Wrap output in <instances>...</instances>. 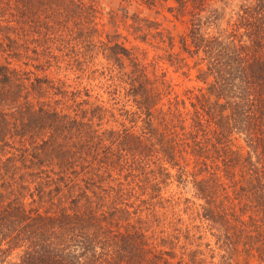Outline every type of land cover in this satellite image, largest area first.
<instances>
[{
  "label": "trees",
  "instance_id": "obj_1",
  "mask_svg": "<svg viewBox=\"0 0 264 264\" xmlns=\"http://www.w3.org/2000/svg\"><path fill=\"white\" fill-rule=\"evenodd\" d=\"M165 1L0 0V264L264 263V0H172L186 21L177 51ZM86 4L113 7L170 63L191 59L198 83L172 92L116 40L110 15L109 96L67 91L82 69L45 46L65 31L92 52L94 14L75 26ZM185 185L199 202L182 221L178 201L192 198L172 196Z\"/></svg>",
  "mask_w": 264,
  "mask_h": 264
},
{
  "label": "rangeland",
  "instance_id": "obj_2",
  "mask_svg": "<svg viewBox=\"0 0 264 264\" xmlns=\"http://www.w3.org/2000/svg\"><path fill=\"white\" fill-rule=\"evenodd\" d=\"M99 0H94L92 2V5L95 6L99 4ZM98 2V3H97ZM158 9L159 11L166 15L169 19L173 20L177 28L173 29V44L172 47H168V50L177 51L179 50V44L177 42V29L184 28V25L186 23L185 16L176 15L174 11H169L166 7L171 5H174V1L167 0L162 3H158ZM50 6L44 7L48 8ZM98 8V7H97ZM96 8V9H97ZM113 7L109 8L111 12H105L103 14L98 12H92L93 8L89 5H85V7L82 9L78 17L76 19L75 26L79 23V21L83 22L84 17L86 16L83 14L86 13H93V17L91 14L89 15V18L92 20L91 26L93 28V32H91L88 36L85 37L86 40L90 44L94 46L92 49V52L88 53L85 51L86 43L84 44L83 37L76 35V34H66L65 31L60 32L59 36L62 37V40L55 41L46 44V52L48 57L52 60L53 54L56 56L57 62H54L55 64H60L63 66H77L78 68H81V71H78L76 73V76H71L70 78L66 79L65 89L67 91H70L72 88H88L89 93L92 97H96L98 99H103L105 97H108V91H107V83H108V68H111L113 65H115L114 61L111 59H108L105 55L104 50H101L99 43V40L105 39L104 32L102 31L103 28H105L104 23L106 20L110 18V15L113 16L114 22L116 24L115 30L114 27H112V30L119 33V36H116V40L125 45L126 47L130 48V50H133L136 55L141 59L142 62H150L149 65H147L149 70H155L157 74H164V78L169 83L172 92L178 93L179 95H182L184 91L187 90L188 87L196 85L198 82L195 79V71L194 68L189 67L188 65L191 63V59H186L188 65H176L174 63H170L167 56L164 55V50L162 48H157L154 46V39L153 37H148V39L144 40H137L134 38L133 34L130 32V29L128 27L129 19L123 18L120 16L118 12H115ZM134 9H139V7H135ZM28 14H23L22 19H27ZM60 23H58V26L61 25L62 20L65 18L64 15H57ZM149 18L153 20H159V17L155 16H148ZM77 18V17H76ZM72 19L68 16V21L70 22ZM164 24H168L170 22H163ZM94 26V27H93ZM153 30V29H151ZM33 33L29 34L27 33V36H24V39L26 41L30 40V37ZM36 34H33L34 41L30 45L31 48H35L37 50H40L43 45H41V39L40 35L38 34L37 38L35 36ZM36 39V41H35ZM45 45V44H44ZM30 48V47H29ZM30 51V50H29ZM53 53V54H51ZM26 65H32V63H35V60L27 59ZM24 61V60H23ZM23 65V64H22ZM20 65L19 67H21ZM23 67V66H22ZM68 99V93L66 92V97ZM182 191L177 192L178 189L173 193L172 197H191V190L188 185H185L182 189ZM179 195V196H178ZM193 204H189V202H179L178 201V209L181 208V211H178L179 218L182 219V221H186L188 218V214L184 212L190 211V213L193 212V208L197 207L198 199L191 197ZM192 208V209H191ZM195 223L198 225L195 226V230L199 235H204V237L201 239V241L206 242V240L209 241V243L212 245L213 238L208 236V234L202 232L203 230V223H201L198 218H196ZM193 229L190 230V233L195 231ZM251 264H264V263H258V262H252Z\"/></svg>",
  "mask_w": 264,
  "mask_h": 264
}]
</instances>
